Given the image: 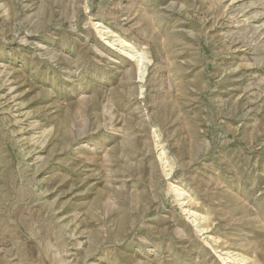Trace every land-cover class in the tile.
<instances>
[{"label":"rangeland","instance_id":"374dc122","mask_svg":"<svg viewBox=\"0 0 264 264\" xmlns=\"http://www.w3.org/2000/svg\"><path fill=\"white\" fill-rule=\"evenodd\" d=\"M0 264H264V0H0Z\"/></svg>","mask_w":264,"mask_h":264}]
</instances>
